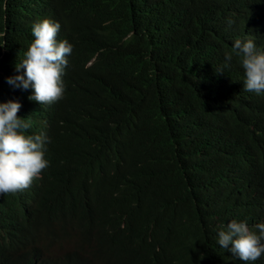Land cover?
<instances>
[{
  "label": "clouds",
  "instance_id": "9594fccd",
  "mask_svg": "<svg viewBox=\"0 0 264 264\" xmlns=\"http://www.w3.org/2000/svg\"><path fill=\"white\" fill-rule=\"evenodd\" d=\"M123 5L145 8L159 34L198 36L210 44L232 46L239 60L237 89L221 96L222 111L213 121L215 103L198 105L206 126L195 138L181 139L183 161L176 159V168L169 170L191 185L190 193L179 195L193 198L192 207L212 219L225 216L212 232L218 252L210 249L209 254L217 253L229 264H264V166L252 164L244 129L235 123L237 117L244 122L251 116L252 128L264 131V47L249 33H231L247 24L254 28L252 21L264 16V0H100L95 8ZM100 24L92 13L90 23L71 39L62 36L59 21L48 16L29 21L27 41L9 42L0 30V264H120L96 258H118L122 241L127 242V257L132 255V239L125 236L137 232V214L122 220L120 231L106 224L95 230L99 238L107 236L97 243L108 246L110 253L96 255L82 246L92 225L103 219L91 215L93 195L84 189L87 185L96 191L99 180L61 157L62 180L54 165L53 132L61 122L58 106L66 74L71 77L72 106L84 116L94 115L95 74L87 67L95 55L75 58L74 52L89 46ZM232 58L231 52L225 53L227 62ZM181 67L186 71L188 64L184 61ZM105 109L103 104L101 114ZM189 204L181 200L177 212ZM203 228L195 226V246L208 238ZM162 251L180 264L199 261L190 251L145 247L137 263L164 261Z\"/></svg>",
  "mask_w": 264,
  "mask_h": 264
},
{
  "label": "trees",
  "instance_id": "16d2710c",
  "mask_svg": "<svg viewBox=\"0 0 264 264\" xmlns=\"http://www.w3.org/2000/svg\"><path fill=\"white\" fill-rule=\"evenodd\" d=\"M99 1L0 0V30L9 42L27 41L28 23L36 17L57 19L61 35L68 39L90 23L92 13L101 21L89 46L74 52L75 58L95 55L87 67L95 74L94 115L84 116L72 106L71 77L66 74V89L58 106L61 122L53 132L54 165L62 180L61 157L75 163L84 175L99 180L96 191L87 185L84 189L93 195L91 215L103 219L92 225L89 240L82 246L96 255L110 253L108 246L97 243L107 236L99 238L95 230L106 224L120 231L122 220L137 214V232L125 236L127 241L132 239V255L127 257V242L122 241L118 258L97 257L96 262L111 259L138 264L145 247H164L168 252H192L199 260L194 264H229L217 253L209 254L210 249L218 252L212 232L214 223L225 216L212 219L192 207L193 198L179 195L190 193L191 185L169 168H176V159L183 161L181 139L195 138L206 126L198 105L215 103L210 113L213 121L222 111L221 96L237 89L239 60L229 43L159 34L150 25L145 8H95ZM252 22L254 28L247 24L231 33H249L264 47V16ZM226 52L232 53L231 62L225 60ZM184 61L186 71L181 67ZM103 104L106 109L101 114ZM235 123L244 129L252 164L264 166V131L252 128L251 116L244 122L237 117ZM90 127L95 129L93 133ZM156 176L153 184L151 179ZM181 200L190 204L177 212ZM197 225L204 227L208 238L195 246ZM161 258L164 261L155 264H180L164 251Z\"/></svg>",
  "mask_w": 264,
  "mask_h": 264
}]
</instances>
